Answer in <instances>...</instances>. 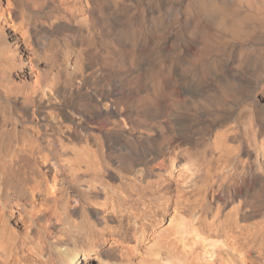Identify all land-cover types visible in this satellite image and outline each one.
I'll return each mask as SVG.
<instances>
[{
	"label": "bare ground",
	"instance_id": "6f19581e",
	"mask_svg": "<svg viewBox=\"0 0 264 264\" xmlns=\"http://www.w3.org/2000/svg\"><path fill=\"white\" fill-rule=\"evenodd\" d=\"M0 264H264V0H0Z\"/></svg>",
	"mask_w": 264,
	"mask_h": 264
}]
</instances>
